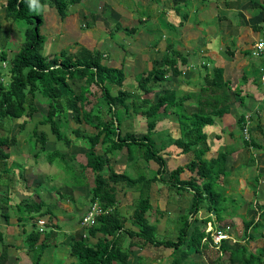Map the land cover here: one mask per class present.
<instances>
[{
	"label": "trees",
	"instance_id": "trees-1",
	"mask_svg": "<svg viewBox=\"0 0 264 264\" xmlns=\"http://www.w3.org/2000/svg\"><path fill=\"white\" fill-rule=\"evenodd\" d=\"M80 2L81 0H5L2 4L0 0V5L5 7V18L12 23L17 22L25 26L23 39L18 44L11 42L8 36L0 40V163H7L11 156V148L18 144L17 134L10 133L11 129H7L4 119H10L12 124L13 119L25 116L20 124L22 130L28 120L42 111V105H46L47 112L41 122L49 126L57 141L71 145L78 139H84L90 143L89 149L85 152L87 159L85 168L92 171L94 185L87 210L95 202L112 209L109 213L98 216L94 225L86 227V236L74 235L70 238V253L75 258L71 264H140L132 260L131 247L143 248L149 244L171 248L174 253L171 264H201L188 260L189 250L194 248L197 253H203L210 246L215 247L212 233L205 231L209 222L216 230L224 229L226 234L244 241L237 246L227 239L222 241L218 249L221 254H228L226 264H264V247L259 252L249 247L251 241L264 238V204L260 205L261 212L258 218L242 221L244 225L242 229L237 227L235 220L230 225L221 224L225 219V213L228 212V204L237 207L234 200L226 203L228 199L220 188L226 190L225 178L232 174L227 164L230 155L238 150L226 146L215 157L204 156L211 149L205 127L213 125L217 117L229 113L233 103H244V96L240 95L241 90L237 89V86H232L225 78L224 67L214 65L210 68L205 62L204 66L199 64L205 72L200 74L197 91L184 93L182 96L178 95V89L175 88H162L156 91L154 85L166 79L169 74L183 75V65L190 67L192 64V55L174 49L173 45L168 46L160 62H155L147 73L139 75L137 90L139 93L122 88L127 78L124 64L117 67L103 63L105 52L81 46L74 52L62 49L55 55H43L44 17L39 10L40 6L49 4L56 9L62 19H65L70 13L71 6ZM261 8L264 11V0ZM96 15V12H90L82 26L91 27L95 24ZM117 24L118 27L121 26L120 22ZM135 29L137 28L133 26L125 27L129 34H133ZM10 49L14 51L12 55H9ZM246 55H251V52H246ZM5 63L7 66H3ZM5 76L9 78L5 80ZM245 78L247 76H244ZM113 84L120 87L117 94L111 92L110 85ZM94 87L100 91L98 97L106 100L107 107L102 108H106L112 114L108 121L86 108L90 96L96 95ZM153 92L155 96L150 95ZM129 99L132 100V111L147 119L148 131L141 137L133 132L124 134L122 132L125 118L131 114V107L127 102ZM189 99L195 101L196 106L193 110H188L184 106L185 101ZM172 108L178 116L180 134L176 137L170 135L163 141V147L157 148L152 135L157 129L158 120L165 118ZM70 119L79 126L86 121L98 131L95 134L85 133L78 127L74 128L70 124ZM246 122V113H241L238 120L240 127L244 128ZM68 130L75 134V137L66 135L69 133ZM256 130H258L256 133L251 130L250 140L244 139V143L246 146L264 148V125L259 122ZM260 134L262 140H259ZM34 137L45 151L46 134L34 132L31 138ZM100 143L105 145L103 153L97 150ZM170 144L180 148L177 155L191 152L194 157L187 164L174 167L170 171V177L166 179L164 175L167 162L160 151ZM124 148L127 150L128 162H133L137 167L143 160L147 163L154 160L159 167L153 170L152 175L140 173L137 176L115 169L110 165L108 154L115 149ZM53 155L56 158L60 151L56 150ZM53 160L49 159L51 163ZM107 167L110 170L109 174L104 173ZM186 168L194 174L188 179H182L181 174ZM252 180L251 188L256 192L259 174ZM157 181L172 186L179 194L187 192L192 197L189 212L179 219L176 239L158 238L157 224L151 223L147 215L148 211L153 209L151 188ZM119 188L126 192L139 191L140 202L136 203L138 207L129 218L117 208ZM206 201L210 215L203 219L204 228L197 226L193 233L189 234L192 218L197 217L202 203ZM22 206L27 212L36 209L40 215L49 213L44 202L38 204L24 202L19 208ZM51 220L50 217V225ZM127 220H132L134 228L127 226ZM128 236L134 239L129 246H125ZM1 237L0 234V240ZM29 237H33L32 241L36 243L40 234L34 230ZM184 244L187 245L186 249H183ZM220 257L221 255L212 264H223L224 261Z\"/></svg>",
	"mask_w": 264,
	"mask_h": 264
},
{
	"label": "rangeland",
	"instance_id": "rangeland-1",
	"mask_svg": "<svg viewBox=\"0 0 264 264\" xmlns=\"http://www.w3.org/2000/svg\"><path fill=\"white\" fill-rule=\"evenodd\" d=\"M145 1V0H144ZM164 6H165V13L168 14V10L170 11V18L172 20V23L175 22L178 23V20H182L185 22H190V18L194 16L193 13L194 8L193 1L195 0H189L188 3L184 4L183 0H163ZM2 4H4L5 0H1ZM146 2V1H145ZM127 4H129V1H126ZM177 4L180 6L181 12L179 13L177 10V7H175ZM141 7V5H139ZM178 7V8H179ZM89 9L90 11L93 10V12H96L98 14V2L96 1L93 6H91L89 3H86V1H82L79 4L71 6L70 12L76 11V13H79V10H85ZM164 8V7H163ZM41 14L44 17V24L42 25V33L45 35V41L44 46L42 49L43 55H55L58 54L62 49H65L69 52H74L77 50V48L84 44V46L92 49L97 50L100 52H107L110 54V58H103V63H106L107 65L117 64L120 66L121 62L123 61V58L126 57L128 52L130 50L128 49V36H130L126 31L125 27L130 26L132 21L130 23L125 22L123 19H127V16L123 17V21H120L121 26L117 27L118 24H111V26H114L113 32H109L108 25L107 26L101 22L102 20H98L96 24H93L91 28L87 29L88 26L84 27L82 26L84 23H86V20L82 19L79 21L77 20V15L75 17L68 15L65 20H63L55 8L51 7L49 4H45L43 6H40L39 8ZM176 12V14H175ZM210 13H215L213 9L209 10ZM140 15L141 13H146L149 15L151 13V9L149 6H145L141 8L138 12ZM188 14L187 17L185 14ZM125 14L130 15L129 11H126ZM235 14H238V12H235ZM97 16V15H96ZM130 19V18H129ZM176 19V20H175ZM165 20V19H164ZM123 22V23H122ZM135 24H138L139 29H145L147 26L149 27V24L151 20H148L147 22H143L142 24H139L141 22H138V19H135ZM129 24V25H127ZM179 24V23H178ZM0 40L5 37H10L11 42L18 44L23 39V31L25 29V26L23 24H19L17 22H10L5 18V7L4 5H0ZM107 27V28H106ZM117 27V32H115V28ZM111 28V27H110ZM150 29V28H149ZM178 28L174 25H171L168 29H166L167 32L165 34L168 37V42L164 43L166 46H170L174 42L171 43L170 39L173 38L174 32L177 33ZM207 30V29H206ZM102 31H105L108 34L103 33V36L101 38ZM136 29L133 32L135 35ZM184 31V30H183ZM125 32V33H124ZM110 33V34H109ZM164 34V33H163ZM123 35L125 38L120 40V36ZM47 36V37H46ZM165 39V36H161ZM198 42H195V44L202 43L204 44L203 37L199 39ZM101 39V40H100ZM137 39V38H136ZM7 40V39H5ZM10 41V40H7ZM170 41V42H169ZM119 45L122 43L123 47L120 46L121 50L120 52L116 51L117 43ZM134 46L138 43H133ZM132 44V45H133ZM140 44V43H139ZM142 44H144V40L142 41ZM163 44V43H162ZM178 46V42L176 43ZM128 47H127V46ZM186 45H189L188 43ZM205 45V44H204ZM17 46V45H16ZM14 46V47H16ZM122 48V49H121ZM127 48V49H126ZM130 48H132L130 46ZM184 49V46L181 47ZM190 49V48H188ZM185 50V49H184ZM203 50V49H201ZM229 51V49H227ZM226 50V51H227ZM13 50L10 49L9 55L13 54ZM116 53V55H115ZM192 55V54H191ZM144 61L143 64L140 65L137 63L136 65H131L130 67L125 68L127 65H124L127 78L124 83L123 89H128L130 91H135L139 93L138 86V77L141 73H147L154 65L155 62H160L161 56L158 54H155V52L145 51L144 54ZM205 59V58H202ZM199 59V64H202V62H207V60ZM113 61V62H112ZM129 61V60H128ZM130 62V61H129ZM128 62V63H129ZM139 64V65H138ZM138 65V66H137ZM203 65V64H202ZM3 66H7L6 63ZM184 66V65H183ZM204 66V65H203ZM183 71L187 68V66L182 67ZM262 68V67H261ZM138 69H142L143 72L139 73ZM139 73V74H138ZM6 77V76H5ZM180 77H184L183 75L179 76H173L172 74H169L166 79H164L161 82L157 83L158 88L162 89L167 88L169 86H175L176 89H178L179 96H182L184 93L187 94L188 92H195L196 90H192V88L187 87L186 79L185 81L180 79ZM234 77V76H233ZM9 77H6L5 80H7ZM170 79V80H168ZM178 79L181 80V82L178 81ZM232 80H235L233 78ZM203 81V80H202ZM242 82V81H241ZM240 85V84H239ZM199 84L197 85V87ZM233 86H238L233 85ZM245 86V85H244ZM242 87L240 89V95L245 94L246 90ZM187 87V88H186ZM156 88V89H158ZM186 88V89H184ZM111 92L113 94H117V91L120 89L118 85H110ZM237 89H239L237 87ZM94 92H96V95L90 96V102L86 104L87 110H93V113L95 115H100L103 117L106 121L110 120L112 118V114L110 111H108L106 108V100L102 97H98L100 95V91L94 87ZM151 96H155V93H151ZM98 97V98H97ZM128 104L130 107L132 106V100L129 99ZM239 103V102H238ZM236 104H233L235 106ZM184 106L188 108V110L195 109V101L193 99H189L187 102L185 101ZM120 109V108H119ZM240 111H243V105L242 108H240ZM173 110V111H172ZM174 119H177V114L174 113V108H172ZM47 112V106L42 105V111L35 114L34 118L31 120H28V123L25 125L24 129H20V124L23 122V120L26 118H15L12 121V124L10 123V119L6 118L4 119L5 126H8L7 129H11L10 133L17 134L18 136V144L17 146L12 147V152H19L15 154V158L13 159V155L10 156L11 160L16 161L10 162L12 165L16 166V168H19L21 170H25L27 165H24L25 160L23 157H25L27 160L26 162L30 164L31 167H34L35 169H39L38 172H36V175L28 173L27 176L32 179V176H37L42 179H45L48 181L50 179V183L52 185H55L54 188H60V191H62L65 187V185H69L70 187H73L75 185L84 186L85 183V172H88V175L91 177V180H93V173L90 170V168H85L86 165V156L85 152L89 149L90 143L85 141L84 139H78L77 141H74L75 143L73 145H66L62 141H57L56 137L51 133V130L48 125L43 124L41 121L43 120V115ZM130 113L126 116V120L123 123L122 126V132L123 134L126 132H133L137 134L138 137L143 136L148 131V125H147V119L145 117L140 116L139 114H135L132 111V107L130 108ZM121 114L118 116L120 117ZM249 115V118H251V113H247ZM239 117V115H237ZM253 118V117H252ZM70 124L73 125L74 128L78 127L85 133H91L95 134L98 129L93 127L92 125L88 124L86 121H83V123L80 124V126L74 122L73 119H70ZM254 120L258 122L260 120L258 117H255ZM175 121V122H177ZM174 121L168 119V117L160 118L157 123V129H155L152 137L156 141L157 148H161L162 142L171 136H178L180 134L179 130V123L174 126ZM116 123V120H115ZM172 123V124H171ZM223 124L225 126V132L220 138L215 139V134L221 133V128L223 127ZM249 127H251V122L248 121ZM167 126V127H166ZM234 132L233 136H230L228 131ZM243 128L240 127L239 123L236 122V117H232L229 115L227 119L225 118L223 123L220 122L216 125H212L208 127V136L210 137L209 142L211 145V142L214 141L215 143H218L217 147L220 150H224L226 146L233 147L235 150H243V153L240 151L238 154H234V158L229 159V163L227 164V168L231 171V175L227 176L225 178L226 183V190L224 188H220V190L225 193L226 203L228 204L231 200H234L237 207L232 204H228V212L225 213V219L221 222L222 225H230L232 224L233 220L237 222V227L239 229H242L244 227L243 220L252 219L254 217L258 218L260 210V205L264 204V148H257V147H250L246 146L244 143V139L246 137L245 133H243ZM6 132V131H5ZM4 132V133H5ZM34 132H37L40 134L41 132H44L47 136V143L45 144V151L42 150V144L36 142L35 137L31 138V134ZM69 133L66 135L70 137H75V134H73L70 130H68ZM178 133V134H177ZM259 140H262L261 134L258 135ZM219 140V141H218ZM248 140V139H247ZM250 140V139H249ZM41 142V140H40ZM31 147L34 149V152L32 154L28 153V150H31ZM42 152H37L38 155L35 157V149L38 148ZM134 146H132V149ZM56 150L60 151V155L53 157L54 152ZM97 150L100 153H103L105 150V145L102 143L98 144ZM164 150V149H163ZM211 150V149H210ZM209 150V151H210ZM216 150V149H215ZM37 151V150H36ZM204 155L205 157H214L218 152H209ZM217 151V150H216ZM162 154H166L165 151H160ZM168 154V153H167ZM53 155V156H52ZM52 156V157H50ZM76 156V157H75ZM110 158V165L117 170H122L127 172L130 175L137 176L140 173H144L145 175H152L153 170L152 167L157 169L159 167V164L152 160L150 162L142 161L138 167L133 162H128V156H127V150L124 149H115L111 151L108 154ZM167 162V170L165 172L164 178L168 179L170 177V171L177 167L179 164H187L193 157V153H187L184 156L178 158V156H174L173 153H170L169 155H164ZM62 157L64 159H62ZM54 159L51 163L49 159ZM20 159V160H19ZM17 161L22 162V164L18 165ZM113 163H112V162ZM5 166V165H4ZM15 168L10 169V172H12ZM35 169L33 170L35 172ZM105 174H109L110 170L107 167L104 170ZM48 174V178L45 177V175ZM194 173H192L189 169L186 168V170L181 174L182 179H188L190 178ZM259 174V184L257 187V191L254 192L251 188V185H253V180L256 175ZM82 182V183H81ZM81 183V184H80ZM53 188V187H52ZM53 188V189H54ZM120 189V188H119ZM127 189V188H125ZM134 191V192H133ZM139 192V191H138ZM136 190H132L129 192H125V190L120 189L118 192V203L119 205L117 208L119 209V212L126 215V217H131V214H133L134 209L138 207V198L139 193ZM187 192H185L186 194ZM3 194L7 195V192H3ZM64 195H68L67 193H63ZM184 193L179 194L175 188H172V186L166 185L165 182L157 181L153 183L151 188V203L153 205V209L149 210L147 215L150 219L151 223L157 224V237L160 239H176L178 235V222L182 215L187 214L190 210V206L192 204V197L187 193V196ZM140 202V201H139ZM14 209H16L17 215L21 214V221L26 222L30 220V214L29 212H26L25 208L22 206L21 211L18 210L17 206H13ZM235 208V209H234ZM49 209V208H48ZM164 210V211H163ZM49 211L54 212V209H49ZM79 212V211H77ZM77 215L79 213L75 214V217H69L71 220L69 221V225H72L73 223H77ZM210 215L208 211V202L202 203V207L197 214V217L194 216L192 218V225L189 230V234H192L195 227L199 226L200 228H204V222L203 219ZM2 220H4L3 217H1ZM33 219V218H31ZM130 220V219H129ZM127 220V226H131L134 228V225L131 224L132 220ZM61 225H63L65 222L63 220H60ZM68 225V226H69ZM83 226V224H82ZM209 224L206 225V233H208L209 230ZM26 233H29L28 231V225L26 226ZM48 232L52 231L51 228ZM212 233L216 234V229L213 226ZM63 229L60 230L58 233L59 236H62ZM84 233L80 234L78 237L83 236ZM131 236H128L125 241V246H129L128 244L133 240ZM228 241H231L232 244L235 246L240 245L244 243V241H240L236 239L234 236L228 235L227 238ZM249 247L254 250L255 252H259L261 248L264 247V238L263 240L259 239L258 241H251L249 243ZM187 245H183V249H186ZM131 253H132V260L134 262H140V264H171L172 258H173V252L171 248L168 247H158L153 246L151 244L147 245L146 247L140 248L139 246H133L131 247ZM189 261H198L201 264H212L214 260H216L220 255L221 259H223L224 263L226 264V259L228 257L227 253L221 254L220 249L218 247L210 246L207 248L203 253H197L194 248L189 250ZM141 258V259H139ZM45 264V262H43ZM51 264V263H48Z\"/></svg>",
	"mask_w": 264,
	"mask_h": 264
},
{
	"label": "crops",
	"instance_id": "crops-1",
	"mask_svg": "<svg viewBox=\"0 0 264 264\" xmlns=\"http://www.w3.org/2000/svg\"><path fill=\"white\" fill-rule=\"evenodd\" d=\"M82 1H86V3H89L91 6H93L96 1L98 2V14L95 22L97 23L98 20H102L101 22L106 26L109 24L108 29L111 33L114 28L111 24H117L123 20H126L125 22L128 23L132 21L130 25L133 24L132 26L137 28L135 35L128 33L130 35L128 36L130 38L127 40L129 47L126 46L130 52L123 58L120 66L126 64L127 66L125 68H131L132 64L136 65L139 63L142 65L145 51L155 52V54L163 57L168 48L166 44H164L168 42V34H165V32H167L166 29L174 25L178 28V30H176L177 33L174 32L173 38L170 39L171 43H175L174 49L184 53H190L193 58L191 61L192 64L190 63L191 66H187L184 70V77H180V79L184 81L186 79L185 82L187 87L192 88V90L198 88L197 85L200 84V74L205 72V69L199 66V59L202 58H205L202 60H207L206 63H208L210 68L214 65L224 67L225 78L231 82L232 86L237 84V87L242 89L245 85L244 88L246 93L241 95L244 96V103H233L236 105L233 106L232 104L231 111L222 117H217L213 125L220 122L223 123L224 119H227L229 115L232 117L235 116L236 122L238 123L241 113H246V115L247 113H251L252 116L248 121L251 122L250 130H254L253 133L258 131L256 129L259 122L264 125V84L260 80L264 58L252 55L253 45L259 40L264 39V11L261 8L263 0H195L192 6V8L196 10L193 11L195 15L189 17L190 22L184 23L179 19V24L177 22L174 24L172 23L169 10L166 15L163 0H145L146 2L144 0H81V2ZM126 1H129V4H127ZM183 1L184 4L189 2V0ZM139 5H141V7ZM146 5L150 7L151 13L149 15L141 13L140 15L138 13L139 10ZM179 6L180 5L177 4L175 7H177L180 13L181 10ZM211 9H213L215 13H210L209 10ZM76 10H79V13L73 11L70 12L69 15L71 14L73 17L77 15L78 21L79 19L86 20V16L88 18L90 12H93V10L90 11L87 8L85 10ZM126 11H129L130 15L125 14ZM235 12H238V14H235ZM185 15L187 17L189 16L187 13ZM124 16H127V19H123ZM136 18L138 22H147L151 20L149 27L147 26L145 29H139L137 27L138 24H135ZM91 27H87V29ZM117 27L115 28V32L118 33ZM103 33L108 34L102 31L101 38ZM162 35L165 36V39L161 37ZM198 37H200L199 39L203 37L202 42H204L205 45L202 43L195 44L194 40H198ZM123 38L125 37L121 35L120 40ZM143 40L144 44H142ZM135 42L138 44L134 46L133 43ZM177 42L179 46L176 44ZM119 43L120 42L117 43L115 52H120V46L123 47L122 43L120 45ZM187 43L189 45H186ZM81 46H84V44H81L79 47ZM130 46L132 48H130ZM182 46H184L185 50L181 48ZM227 49H229V51ZM248 51L251 52V55H246ZM105 53V56L110 58V54L107 52ZM202 64H205V62L203 61ZM114 66L120 67L117 64H114ZM138 72L141 73L143 70L138 69ZM244 76H247V78L244 79ZM233 78H235V80H232ZM180 79H178L179 82H181ZM154 86L158 88L157 84ZM167 88H175V86L171 85ZM159 90L160 88L156 91ZM242 105L244 110L240 111ZM172 111H170L166 117L175 122L177 119H174V117L171 118L173 115ZM237 115H239V117H237ZM255 117H258L260 120L256 122L254 120ZM177 122H175L174 126ZM208 127L209 126L205 127L207 134L209 133ZM224 129L225 126L223 124L220 130L221 133L218 132V134H215L214 138L221 139V136L225 132ZM228 132L230 136H233L234 132L230 130ZM213 142L214 141L211 142V150L209 152H219V149L215 147L218 143H215L214 146ZM162 151L166 153L163 154V156L173 153L174 156H178V158L187 154L177 155L180 148L174 144L168 145V147ZM240 151L243 153V150ZM240 151L238 150L234 154H238ZM32 152H34V149L31 147L28 153L32 154ZM37 152H42V150L40 151L39 147L36 148L35 157L38 155ZM16 153H20V151H11L13 159ZM234 154L231 155V158H234ZM23 159L25 160L23 164L27 165L24 171L12 165L10 162L15 163L16 161L11 160L10 157L6 164L0 163V234L2 235L0 240V264H44L43 262H45V264H71L75 261V258L70 253L69 241L74 235L79 236L82 233L86 234V226H82L81 218L89 207L91 189L94 182L91 180V177L88 176V172H85L84 178L86 185H75L74 188L65 185V188L60 191V188H54L55 185L50 183V179L47 181L37 176H32V179H30L27 174L31 173L36 175L39 169L31 167L30 164L27 163L28 161L26 162L27 159L25 157H23ZM17 163H19L18 165L22 164L20 161H17ZM13 168L15 169L10 172V169ZM34 169L35 172L33 171ZM154 169L155 168L152 167V170ZM45 177L48 178V174H46ZM3 192H7V195H4ZM127 192H129V190ZM63 193H67L68 195H64ZM185 195L187 196V193ZM24 202H27V204L44 202L49 209H54V212L49 211L46 215H40V213L36 212V209L34 211L30 210V220L22 222L21 214L17 215L15 212L16 209H14L13 206L16 205L18 210L21 211L19 205H22ZM118 203L120 202L118 201ZM25 210L27 212V209ZM76 213H79V215L76 216L78 217L77 223L69 225L71 224L69 223L71 220L69 217H75ZM1 217H3L4 220H2ZM50 217L52 218L51 225L49 223ZM41 219L46 221L45 231H41L40 229L42 225L39 224V220ZM60 220H63L65 223L61 225ZM27 225L29 233H26ZM49 227L52 230L50 232H48L49 229H47ZM62 229L64 234L59 236L58 233ZM34 230L38 231L40 234L39 240L36 243L32 241L33 237H29V234Z\"/></svg>",
	"mask_w": 264,
	"mask_h": 264
},
{
	"label": "built area",
	"instance_id": "built-area-1",
	"mask_svg": "<svg viewBox=\"0 0 264 264\" xmlns=\"http://www.w3.org/2000/svg\"><path fill=\"white\" fill-rule=\"evenodd\" d=\"M252 55L256 56V57H262L264 58V39L263 40H259L258 42H256L253 47H252ZM260 80L261 82L264 84V64L261 68V76H260ZM247 118V122L244 126V130L243 133H245L246 137L245 139H250L251 137V130L250 127L248 125V119H249V115H246ZM112 209L109 208H105L104 206L100 205L99 203L95 202L93 203L90 208L85 212V214L82 216L81 219V223L86 226H92L96 223V218L98 216H101L103 214H107L111 211ZM39 224L42 225L41 226V231H44L45 227H46V221L44 219L39 220ZM209 224V230L208 232L212 233V229H213V224L211 222L208 223ZM84 236H86V234H84ZM213 239H214V244L215 247H220L222 241L227 238L228 234H226V232L224 231V229H219L216 231V234L214 235L212 233Z\"/></svg>",
	"mask_w": 264,
	"mask_h": 264
},
{
	"label": "water",
	"instance_id": "water-1",
	"mask_svg": "<svg viewBox=\"0 0 264 264\" xmlns=\"http://www.w3.org/2000/svg\"><path fill=\"white\" fill-rule=\"evenodd\" d=\"M230 230H231V231H233V229H232V228H230Z\"/></svg>",
	"mask_w": 264,
	"mask_h": 264
}]
</instances>
